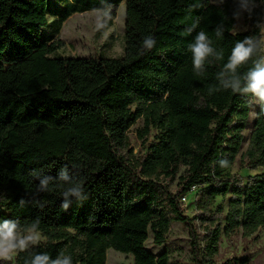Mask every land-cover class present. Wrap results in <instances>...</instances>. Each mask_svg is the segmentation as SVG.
Listing matches in <instances>:
<instances>
[{"label": "trees", "instance_id": "obj_1", "mask_svg": "<svg viewBox=\"0 0 264 264\" xmlns=\"http://www.w3.org/2000/svg\"><path fill=\"white\" fill-rule=\"evenodd\" d=\"M125 4L123 57H54L63 41L42 30L51 24L59 35L69 17L102 7L100 0H0V218L23 224L39 217L40 250L71 254L74 264H106L110 248L134 264H169L168 250L157 255L147 241L165 244L176 221L189 233L190 264H218L223 238H251L264 227V105L216 90L222 63L196 74L188 45L205 30L226 61L237 40L261 33L254 20L251 30L234 31L233 0ZM149 33L157 44L141 54ZM140 120L153 140L133 154L129 131ZM238 161L262 172L241 183L232 174ZM64 165L87 180V199L66 211L60 189L39 192L31 176L44 170L55 177ZM176 179L173 193L164 181ZM193 187L199 213L190 217L181 197ZM217 196H229L221 217L212 209Z\"/></svg>", "mask_w": 264, "mask_h": 264}, {"label": "clouds", "instance_id": "obj_2", "mask_svg": "<svg viewBox=\"0 0 264 264\" xmlns=\"http://www.w3.org/2000/svg\"><path fill=\"white\" fill-rule=\"evenodd\" d=\"M102 7L94 9L97 13L95 29L103 30L112 16V6L108 0H100ZM232 10L233 27L241 30L244 19L254 20L259 33L264 34V0H233ZM198 21L189 29L194 31ZM215 37H224V25L215 28ZM157 44L155 35H144L140 42V52L152 50ZM191 53L192 67L196 74L204 75L209 65L222 63L216 73V90H230L234 94L249 96L257 103L264 105V35H248L237 40L231 48L230 55L225 61V51L217 46L216 41L205 30L197 31L188 45ZM242 71V68H245ZM220 165L228 166L227 160H221ZM31 176L38 180L39 192H51L53 187L60 189L62 196L60 207L68 210L74 202L83 203L87 199L86 183L84 177H77L67 165L62 166L54 177L44 170H33ZM23 205L26 201L21 200ZM43 208L45 205L35 201ZM41 232L40 218L30 222L21 223L19 219L0 218V261H14L21 253L27 252L23 257V264H74L73 256L60 252L53 256L47 250H40Z\"/></svg>", "mask_w": 264, "mask_h": 264}, {"label": "rangeland", "instance_id": "obj_3", "mask_svg": "<svg viewBox=\"0 0 264 264\" xmlns=\"http://www.w3.org/2000/svg\"><path fill=\"white\" fill-rule=\"evenodd\" d=\"M112 0H108L110 2ZM221 2L223 0H212ZM117 6H112V11L115 13L112 16L111 24L108 20L107 26L100 31L95 29V18L97 13L94 10H89L84 13H75L69 17L63 24L59 35H56V27L51 24L42 30V36L54 34L63 41V46L59 47L52 53L54 57H106V58H121L125 55V21H126V4L125 0L117 3ZM251 20L244 19L241 22V30H251ZM264 35V34H261ZM252 116L254 113L252 112ZM144 123L138 121L129 131V138L133 154H139L144 150L145 145L153 140V132L146 135L143 132ZM251 128L245 131L244 148L247 147ZM126 154H129V148L124 149ZM262 172V170H250L236 162L232 169V174L236 175L241 183H245L250 175ZM164 182L169 183L170 190L175 193L178 189V180ZM200 190L191 189L187 194V200L182 201V206L185 213L193 217L199 213L196 207L197 199ZM229 207V196H217L213 211L216 216H224ZM198 222V221H197ZM199 223V222H198ZM41 241L45 238L41 234ZM147 247L155 254L168 250L169 264H190V239L188 230L180 223L174 221L171 229L167 234V241L163 245L153 244L152 236L147 241ZM237 257L243 259L249 258L247 264H264V227L261 228L251 238L243 239L239 236L226 239L221 242L220 254L217 258V263L221 264L225 261ZM0 264H14V261H0ZM106 264H134L133 258L130 255L123 254L115 249H108ZM242 264V263H240Z\"/></svg>", "mask_w": 264, "mask_h": 264}, {"label": "built area", "instance_id": "obj_4", "mask_svg": "<svg viewBox=\"0 0 264 264\" xmlns=\"http://www.w3.org/2000/svg\"><path fill=\"white\" fill-rule=\"evenodd\" d=\"M192 189H196V188L193 187ZM181 200H182V201H186V200H187V196H186V195H183V196L181 197Z\"/></svg>", "mask_w": 264, "mask_h": 264}]
</instances>
